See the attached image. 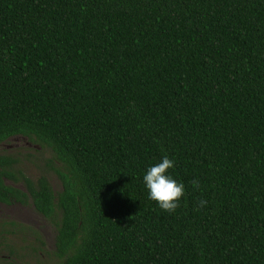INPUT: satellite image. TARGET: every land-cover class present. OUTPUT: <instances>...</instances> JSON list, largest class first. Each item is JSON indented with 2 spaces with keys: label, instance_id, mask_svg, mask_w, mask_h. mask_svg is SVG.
Segmentation results:
<instances>
[{
  "label": "trees",
  "instance_id": "obj_1",
  "mask_svg": "<svg viewBox=\"0 0 264 264\" xmlns=\"http://www.w3.org/2000/svg\"><path fill=\"white\" fill-rule=\"evenodd\" d=\"M16 135L45 171L0 151V203L56 228L55 264H264V0H0V144ZM165 155L173 212L143 182ZM26 230L44 245L0 219V246Z\"/></svg>",
  "mask_w": 264,
  "mask_h": 264
},
{
  "label": "rangeland",
  "instance_id": "obj_2",
  "mask_svg": "<svg viewBox=\"0 0 264 264\" xmlns=\"http://www.w3.org/2000/svg\"><path fill=\"white\" fill-rule=\"evenodd\" d=\"M19 140L12 139L6 142L5 145H0V149H8L16 146ZM38 143L34 144V148L28 150V154H32L31 161L27 160L30 158H24V154L27 153L24 149H20L22 158L24 161V170L28 176L36 178L38 174L45 171V164L42 158L36 150ZM8 146V147H6ZM41 150V148H39ZM45 155V152H42ZM51 184L56 190L62 189V184L56 175L50 176ZM29 207L25 208L20 205H3L0 204V219H15L19 222L32 226L37 229L41 238L45 242L41 245L38 241V237L28 230L22 233L17 231L16 234H10L5 236L4 243L0 246V258L1 262H7V260L15 259L16 264H55L56 259L53 255L56 241V228L40 213L36 212L33 204H29ZM21 228V227H18ZM1 238V235H0ZM37 246V251L35 250ZM13 250V253L10 250Z\"/></svg>",
  "mask_w": 264,
  "mask_h": 264
},
{
  "label": "clouds",
  "instance_id": "obj_3",
  "mask_svg": "<svg viewBox=\"0 0 264 264\" xmlns=\"http://www.w3.org/2000/svg\"><path fill=\"white\" fill-rule=\"evenodd\" d=\"M175 166L174 158L167 155L162 159L149 165L143 175L144 186L148 191V198L156 201L161 209L166 212H173L179 206L180 199L185 194V184L168 171ZM193 186H197L198 182L193 181ZM206 201H200L201 207Z\"/></svg>",
  "mask_w": 264,
  "mask_h": 264
},
{
  "label": "flooded vegetation",
  "instance_id": "obj_4",
  "mask_svg": "<svg viewBox=\"0 0 264 264\" xmlns=\"http://www.w3.org/2000/svg\"><path fill=\"white\" fill-rule=\"evenodd\" d=\"M12 139H16V140H19V142H17L16 143V146L15 147H13V148H9L8 146H6V147H8V149H0V151H6V152H15V151H19L20 149H24L25 151H28V149H26V148H30V147H33L34 146V144L31 142V141H29V140H27V137H24V136H18V135H16V136H12V137H9L6 141H4V142H2L0 145H5L6 144V142H8L9 140H12ZM25 167V166H24ZM16 168H19L18 166L16 167ZM26 173V172H25ZM36 179V178H35ZM6 184H10V185H13V186H18V187H20V188H22L23 190H25V191H27L26 190V186L21 182V181H18V182H14V181H12V180H10V179H7V181H6ZM30 201H31V199H30ZM1 204V203H0ZM15 204H17V205H20V206H23V207H25V208H27V207H29L27 204H22V203H20V202H17V203H15ZM15 204H13V205H15ZM4 205V204H3ZM34 206V205H33ZM36 212H38V211H36ZM39 213V212H38ZM41 214V213H40ZM43 215V214H42ZM44 216V215H43ZM45 217V216H44ZM19 218H22L21 217V215H20V217ZM18 218V221L20 220Z\"/></svg>",
  "mask_w": 264,
  "mask_h": 264
}]
</instances>
